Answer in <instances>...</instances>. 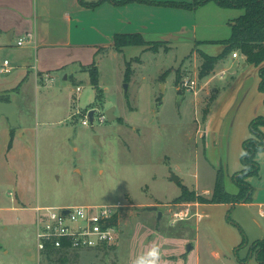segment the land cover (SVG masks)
Instances as JSON below:
<instances>
[{
	"label": "rangeland",
	"instance_id": "rangeland-1",
	"mask_svg": "<svg viewBox=\"0 0 264 264\" xmlns=\"http://www.w3.org/2000/svg\"><path fill=\"white\" fill-rule=\"evenodd\" d=\"M148 1L120 5L121 0H115L118 6L134 4L115 11L112 23L125 31L117 34H140L147 28L154 31L147 41L167 42L100 48L89 65L39 75L38 90L27 79L12 83L17 90L7 99L18 109L19 127L9 129V137L0 132V162L10 175H0V264H131L153 243L161 247L166 264H186L187 245L194 247L189 255L200 264H259L250 252L254 241L264 239V217L257 206L264 204V150L255 157L258 175L246 179L254 205L207 202L218 172L226 192L238 191L233 176L243 168L242 145L251 137L250 122L264 117L260 77L252 65L240 66L242 56L232 59L230 53L203 81L198 52L216 56L222 46L195 43L191 34L176 42L169 32L197 22L196 35L224 40L228 24L168 0ZM179 1L175 4L192 2ZM102 10L84 18L75 41H92L90 27L101 29L95 18ZM126 18L130 27L120 23ZM14 54L0 55V65L6 59L17 70L0 74V80L19 76ZM93 67L96 89L90 81ZM221 67L227 74L216 81ZM186 76L200 79L197 95L178 89ZM110 107H115L111 122L104 115ZM92 109V123L83 125ZM4 125L0 116V129ZM25 127L32 129L23 137ZM172 174L179 180L173 182ZM182 184L195 194L210 191L196 194L206 203L178 202ZM11 201L23 209L3 211ZM36 204L116 206L118 241L99 249L37 256L31 211ZM153 206L157 211L146 210ZM187 208L188 217L172 223L174 213Z\"/></svg>",
	"mask_w": 264,
	"mask_h": 264
},
{
	"label": "crops",
	"instance_id": "crops-1",
	"mask_svg": "<svg viewBox=\"0 0 264 264\" xmlns=\"http://www.w3.org/2000/svg\"><path fill=\"white\" fill-rule=\"evenodd\" d=\"M97 1L98 0H83V2L86 4L96 3ZM168 2L180 1L168 0ZM122 4L124 3H121L120 5ZM133 6L134 4L118 6L115 3V0H104L100 4L92 7L81 4L79 0H0V55L4 54L8 56L9 52L15 51L16 56L14 54L13 60L15 59V57H17L16 62L19 65L16 66V68L20 70L19 76H15V78L13 77L12 79L11 76L8 79L0 80V101L10 102L7 97H9V93H15L14 91L17 90V88H15L12 83L16 82L18 78H22L23 81L27 79V82L33 81L36 90H38L39 75L54 74L60 69L71 67L76 64H91L96 58L100 48L111 47L113 45L114 35H116L118 32L125 33V31H118L115 23H112L115 16V11L120 9H128ZM103 8V12H101V14H98L95 18V20L100 24L101 29L90 27L92 33L90 38H92V41H75L78 38L80 30H83L84 28V18L92 14V12L99 11ZM193 12L195 14L206 12L207 14H210V18L218 22L224 21L226 24H228V27L229 23L232 20L243 14L242 9L221 8L213 1H210L197 9H193ZM120 23L126 27H130L132 25V22L129 18L123 20L120 19ZM139 33L142 38L147 41L145 37L151 33H154V31H148L147 28H145ZM160 33L163 34L164 32ZM169 34L174 37L176 42L180 41L179 38L183 34H191V38L195 43L199 42L215 44V42L223 41L216 40V37L202 38L196 35L197 22L192 23L191 25H189V27H187L186 25H181L175 31H170ZM229 35L230 27L228 37ZM20 38H24V42L21 46H17L16 43ZM154 42H167V39L165 41L161 40ZM242 59L243 61L240 66L242 68H245L248 64L245 62L243 57ZM221 62L222 60H220L215 66H221ZM261 66H264V64H262ZM14 69L15 67L13 68L10 66V72L7 74L12 75L13 73H15L13 71L17 70ZM258 69V67H254V70L257 71V73ZM227 71V68L221 67L220 73L214 75L217 76L216 81H221L227 74ZM205 78L206 77H204L202 80L204 81ZM16 110L17 119V107ZM208 114L209 110L207 116ZM1 117L4 118L5 125L0 129V132L3 136L9 137V124L4 116ZM31 129V127H25L23 130V137L27 132H30ZM11 130L12 129H10V131ZM201 135L202 133L199 134L200 137H202ZM13 142L14 139H12V147L7 153L8 159L10 158V163L11 158L12 161L14 158ZM3 166L4 165L0 162V175L4 177L10 176L7 173L6 167L4 168ZM195 192L196 194H200L197 191ZM209 193L210 191L206 190L200 195ZM18 200L21 202V204L26 205L24 203L25 201H22L23 199H20L18 197ZM13 202L14 201H11V205H9L3 211L23 209L22 206L20 207L19 205H17L18 203L14 204ZM246 204L254 205L255 203L250 201ZM257 206L258 214L261 217H264V204H258ZM196 207L198 209L201 206L197 204ZM28 208L29 207H26V209ZM7 229L8 226L4 225L3 230ZM193 250L194 247H192L191 251H186V264H200V259L198 257H196L195 260L191 259V256L189 254ZM171 264H174V262H171Z\"/></svg>",
	"mask_w": 264,
	"mask_h": 264
},
{
	"label": "trees",
	"instance_id": "trees-1",
	"mask_svg": "<svg viewBox=\"0 0 264 264\" xmlns=\"http://www.w3.org/2000/svg\"><path fill=\"white\" fill-rule=\"evenodd\" d=\"M102 1L104 0L86 4L83 0H79L81 4L91 7L100 4ZM128 1L133 0H121L120 3H127ZM140 1L150 2L148 0ZM210 1L215 2L221 8L242 9L243 14L229 23V37L226 40L215 42V44L222 46V51L219 54L216 56H208L202 52H198L202 59L198 74L199 78L208 76L220 60L230 53L237 52L244 58L247 64L259 68L258 75L260 77V82L258 89L264 92V66H261L264 64V0H192V2L188 4H175V2H171V4L193 10ZM150 43L158 42L148 43L140 34H116L113 37V45L116 48L130 45H147ZM90 81L92 86L96 89L98 84V73L94 67L90 70ZM249 127L251 137L245 140L242 145L243 153L241 155V163L243 168L239 173L233 176L234 182L238 186V192L236 194L227 193L224 189L221 174L218 172L212 197L207 203H230L233 206L236 203H249L251 201L252 188L246 182V179L249 176L258 175L259 167L255 161V157L258 152L264 150V117L255 118L250 122ZM11 132H13V130H11ZM176 200L178 202L198 201L206 203V200L196 195L193 191L187 190L183 185H181V193ZM52 251L53 250L47 249L43 253L49 256L52 254ZM250 253L258 263L264 264V240L253 242Z\"/></svg>",
	"mask_w": 264,
	"mask_h": 264
},
{
	"label": "built area",
	"instance_id": "built-area-1",
	"mask_svg": "<svg viewBox=\"0 0 264 264\" xmlns=\"http://www.w3.org/2000/svg\"><path fill=\"white\" fill-rule=\"evenodd\" d=\"M24 38L16 45L21 46ZM232 58L239 54L233 52ZM10 72L9 61L4 60L0 66V74ZM198 77L186 76L178 84V89L184 93L197 95L201 89ZM80 88H76V93ZM83 125L89 124L86 117ZM190 206V205H187ZM34 212L36 251L38 254L47 249L53 251H78L99 249L116 245L118 241V209L110 204H89L72 206H40L31 208ZM63 210L67 212L63 214ZM189 209L174 213L172 223L188 217Z\"/></svg>",
	"mask_w": 264,
	"mask_h": 264
},
{
	"label": "water",
	"instance_id": "water-1",
	"mask_svg": "<svg viewBox=\"0 0 264 264\" xmlns=\"http://www.w3.org/2000/svg\"><path fill=\"white\" fill-rule=\"evenodd\" d=\"M16 111L17 110H16L15 105L12 104L11 102L0 101V115L4 116L6 118L8 124H9V127L12 130L19 127L17 119H16ZM114 112H115V107H110L107 110H105L104 115L109 122L115 120ZM93 113H94L93 109L88 112V118H89L90 123H92V121H93ZM177 180H179V178L172 174V181L176 182ZM146 210L157 211V207L156 206L147 207ZM66 212H67L66 210H63L62 213L65 214ZM157 217H158V219L161 218V212H159V211L157 212ZM191 249H192L191 245L186 246L187 252H189Z\"/></svg>",
	"mask_w": 264,
	"mask_h": 264
},
{
	"label": "clouds",
	"instance_id": "clouds-1",
	"mask_svg": "<svg viewBox=\"0 0 264 264\" xmlns=\"http://www.w3.org/2000/svg\"><path fill=\"white\" fill-rule=\"evenodd\" d=\"M131 264H166L163 259L161 247L153 243L146 251L137 255Z\"/></svg>",
	"mask_w": 264,
	"mask_h": 264
}]
</instances>
